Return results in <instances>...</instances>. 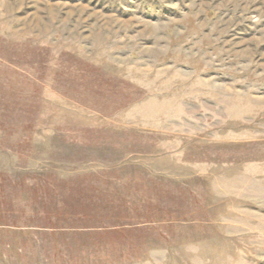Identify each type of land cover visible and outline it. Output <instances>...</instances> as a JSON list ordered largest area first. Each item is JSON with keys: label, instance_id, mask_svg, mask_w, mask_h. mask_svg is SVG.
I'll return each mask as SVG.
<instances>
[{"label": "rangeland", "instance_id": "1", "mask_svg": "<svg viewBox=\"0 0 264 264\" xmlns=\"http://www.w3.org/2000/svg\"><path fill=\"white\" fill-rule=\"evenodd\" d=\"M0 264H264V0H0Z\"/></svg>", "mask_w": 264, "mask_h": 264}]
</instances>
